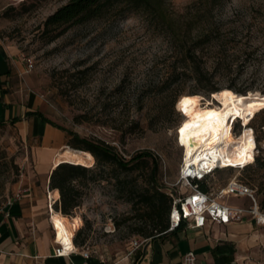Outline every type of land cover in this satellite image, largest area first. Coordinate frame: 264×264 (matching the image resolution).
Instances as JSON below:
<instances>
[{"label":"rangeland","instance_id":"1","mask_svg":"<svg viewBox=\"0 0 264 264\" xmlns=\"http://www.w3.org/2000/svg\"><path fill=\"white\" fill-rule=\"evenodd\" d=\"M67 1L0 0V37L22 61L30 57L34 62L28 71L30 88L47 100L49 117L65 130V145L72 131L110 143L126 159L151 150L160 158L161 183L184 193L186 187L178 183L184 156L178 127L186 115L181 101L198 94L205 104L212 93H206L193 75L181 73L186 63L180 47L171 45L169 36L145 15L110 14L72 25L57 36V31L45 32L47 17ZM169 1L185 13L181 25L199 16L202 20L193 22L197 28L214 30L196 47V62L213 73L216 86L232 84L264 94V0H211L210 7L198 0ZM250 122L257 161L244 169L217 170L212 183L222 187L237 177L256 190L264 209V106ZM241 130L236 122L231 136ZM88 167L96 169V159ZM149 171L146 163L126 171L108 164L103 179L88 174L82 180L80 205L68 215L75 229L80 227L79 243L95 254L114 257L127 252L132 241L146 238L135 231L133 195L120 182L135 180L142 191ZM34 172V149L28 139L14 125L0 122V208L19 185L33 179L41 183ZM224 199L248 204L242 197Z\"/></svg>","mask_w":264,"mask_h":264},{"label":"crops","instance_id":"2","mask_svg":"<svg viewBox=\"0 0 264 264\" xmlns=\"http://www.w3.org/2000/svg\"><path fill=\"white\" fill-rule=\"evenodd\" d=\"M28 71L14 48L0 37V122L14 125L28 139L34 149V175L41 179L38 185L33 179L29 183L32 192L0 212V264H182L188 251L196 254V264H264V225L251 217L227 224L209 218L201 228L181 226L114 257L92 250L85 257L82 245L70 256L55 255L50 212L60 193L56 197L54 190H48L54 152L65 145L67 137L57 123L33 113L42 112L52 120L47 100L29 86ZM241 197L248 200L247 205L223 200L237 206L251 203Z\"/></svg>","mask_w":264,"mask_h":264},{"label":"trees","instance_id":"3","mask_svg":"<svg viewBox=\"0 0 264 264\" xmlns=\"http://www.w3.org/2000/svg\"><path fill=\"white\" fill-rule=\"evenodd\" d=\"M198 1L209 7L214 4L211 0ZM110 14L120 17H127L131 14L145 15L155 27L162 29L169 36L171 45L180 47V53L186 63L185 66L179 68L181 73L193 75L206 93L223 88L212 82V72L205 70L196 62L198 58L196 47L208 41L214 30L197 28L196 23L193 22L202 20L199 16L192 17L185 25H181L179 22L185 13L175 10L169 0H68L47 17L44 30L47 33L57 31L55 34L57 36L72 25ZM177 70V67L172 68L173 73ZM227 87L235 92H245L232 84ZM33 113L56 124L42 112ZM69 133L71 135L69 146L90 152L95 157L94 160L96 159V169L81 163L61 162L58 164L51 172L49 181V189L55 191L53 195L59 196L60 193V201L55 204V209L61 210L62 214L69 215L75 207L80 205L84 192L82 180L88 174H92L95 180H101L104 178L103 172L108 164L126 171L135 169L139 163H146L150 166L149 179L147 180L148 186L142 191L137 188L135 180L134 182L131 180L120 182L124 190L133 195L131 201L135 209L136 223H138L135 231L146 238H154L168 231L172 198L160 181L161 162L153 151L141 150L126 159L110 143L83 137L72 131ZM202 187L205 188L206 185L202 183ZM79 236L80 231L75 237L76 243L83 245V242H78Z\"/></svg>","mask_w":264,"mask_h":264},{"label":"bare ground","instance_id":"4","mask_svg":"<svg viewBox=\"0 0 264 264\" xmlns=\"http://www.w3.org/2000/svg\"><path fill=\"white\" fill-rule=\"evenodd\" d=\"M186 98H190L189 101L182 103ZM200 98L198 94H189L181 101V108L183 111L186 108V115L178 127V136L184 146L185 161L193 160L197 165L204 163L211 167L218 164L222 167H245L253 163L257 146L254 130L249 124L264 106V94L251 90L235 92L223 87L212 92V97L207 98L205 104ZM238 119L247 125L237 136L232 137L231 127ZM181 128H184L183 134ZM61 162L91 166L94 157L88 151L64 145L55 153L52 167ZM53 219L59 228L60 238L70 239L75 234V223L71 217L55 212Z\"/></svg>","mask_w":264,"mask_h":264},{"label":"built area","instance_id":"5","mask_svg":"<svg viewBox=\"0 0 264 264\" xmlns=\"http://www.w3.org/2000/svg\"><path fill=\"white\" fill-rule=\"evenodd\" d=\"M25 61L27 69L31 70L34 66L33 60L30 57H27L25 58ZM236 122L240 123L242 129L245 127L242 121L238 119L234 122L233 132ZM181 146L184 147L182 144ZM258 152L259 150L256 147L254 162H256ZM253 163H250L245 167ZM245 167L237 166L232 168L244 169ZM224 168L231 167H222L220 164L211 167L204 163L197 165L193 160L186 162L185 157H183V162L178 173V183L186 187V190L182 193L177 192L173 187L167 189L172 198L170 227L168 231L178 229L181 226H186L188 228H201L205 226L209 218L227 224L232 221H243L247 217H251L254 218L258 224L264 225V209L260 206L256 197V190L253 187L237 177L229 179L222 187L214 186L212 181H214L215 172ZM202 183L206 185L205 188L202 187ZM48 191L50 192L52 190L49 189ZM30 192H32L30 185H19L14 190L12 196L6 200L4 206L0 208V212L4 211L15 201L23 199ZM229 196H246L250 199L251 203L248 206L232 205L223 200L224 197ZM59 201L60 197H58L57 201H54V204ZM55 212L62 213V211L51 209L50 212V220L54 230L53 252L57 256H70L80 250V247L75 240L79 228L75 230V234L70 236V239L60 238L59 228L56 221L53 219ZM150 239L151 238H145L143 241L134 240L131 242V248L136 250ZM261 248L264 260V241L261 244ZM81 252L85 257H88L91 253V248L82 245ZM182 264H196V254L193 251L186 252L183 255Z\"/></svg>","mask_w":264,"mask_h":264},{"label":"snow or ice","instance_id":"6","mask_svg":"<svg viewBox=\"0 0 264 264\" xmlns=\"http://www.w3.org/2000/svg\"><path fill=\"white\" fill-rule=\"evenodd\" d=\"M189 99H190V98H186L185 101H183L182 103L186 104V103L189 101ZM185 111H186V108H185ZM185 127H187V125H185ZM180 132H181V134H183V132H184V128H181V129H180Z\"/></svg>","mask_w":264,"mask_h":264}]
</instances>
